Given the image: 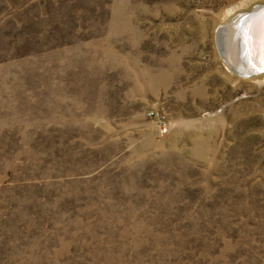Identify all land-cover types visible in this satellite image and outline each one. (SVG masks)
I'll return each instance as SVG.
<instances>
[{
  "label": "rangeland",
  "instance_id": "obj_1",
  "mask_svg": "<svg viewBox=\"0 0 264 264\" xmlns=\"http://www.w3.org/2000/svg\"><path fill=\"white\" fill-rule=\"evenodd\" d=\"M252 1L0 0V264H264V79L212 44Z\"/></svg>",
  "mask_w": 264,
  "mask_h": 264
},
{
  "label": "bare ground",
  "instance_id": "obj_2",
  "mask_svg": "<svg viewBox=\"0 0 264 264\" xmlns=\"http://www.w3.org/2000/svg\"><path fill=\"white\" fill-rule=\"evenodd\" d=\"M258 5H264V0H254L243 6V9L234 12H232V10L231 13L225 16L220 22L221 25H218L214 29L213 43L217 38L220 44L222 58L231 65L234 73L239 76L246 77L250 75L251 78L264 79V72L245 75V73H249L248 70H251V68L249 69L247 67L248 57L251 61L252 68L254 67V63L255 65H264V14L260 16L257 15L255 20L253 16V21L251 20L252 23L250 22L248 25L245 23V27L244 24H241V27L236 29L234 27L232 28V26L230 27L233 20L237 18L236 15L238 13ZM248 18L249 17H245V20H248ZM245 33L248 34L246 41L244 38ZM231 46H234V48ZM234 51L236 55L235 58H232Z\"/></svg>",
  "mask_w": 264,
  "mask_h": 264
},
{
  "label": "water",
  "instance_id": "obj_3",
  "mask_svg": "<svg viewBox=\"0 0 264 264\" xmlns=\"http://www.w3.org/2000/svg\"><path fill=\"white\" fill-rule=\"evenodd\" d=\"M262 14H264V5H258V6L251 7V8H249V9L243 11V12L238 13L236 15L237 18L235 20H233V22L231 23L230 27L232 26V28L234 27L236 29L238 27H241V24H244V27H245L246 24L248 25L250 22L252 23L253 16H254V20H255L257 15L260 16ZM245 17H249L248 20H245ZM215 33H217V32H215ZM216 36H217V34H216ZM244 38H245V41H246V39L248 38V34L247 33H245ZM212 44H213L214 52H215L217 58L219 59V61L221 62V64L223 66H225V68H227V70H229L233 75L239 76V75H237L236 73L233 72V69L231 68V65L229 63H227L224 60V58H222L220 44H219L217 38L215 39V42L212 43ZM231 47L234 48V46H231ZM235 55H236V52L234 51V53H233L234 57L232 56V58H235ZM247 62H248L247 67L249 69L251 68V70H248L249 73H245V75H248L250 73H256V72H264V65H255V63H254V67L252 68L251 61H250L249 57L247 58Z\"/></svg>",
  "mask_w": 264,
  "mask_h": 264
},
{
  "label": "built area",
  "instance_id": "obj_4",
  "mask_svg": "<svg viewBox=\"0 0 264 264\" xmlns=\"http://www.w3.org/2000/svg\"><path fill=\"white\" fill-rule=\"evenodd\" d=\"M142 115L152 122L157 133L163 132L166 127V120L159 111L146 109L142 111Z\"/></svg>",
  "mask_w": 264,
  "mask_h": 264
}]
</instances>
